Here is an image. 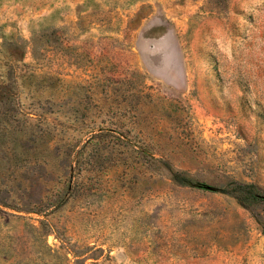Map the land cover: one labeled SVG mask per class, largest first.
<instances>
[{"label":"rangeland","instance_id":"1","mask_svg":"<svg viewBox=\"0 0 264 264\" xmlns=\"http://www.w3.org/2000/svg\"><path fill=\"white\" fill-rule=\"evenodd\" d=\"M0 264H264V0H0Z\"/></svg>","mask_w":264,"mask_h":264}]
</instances>
